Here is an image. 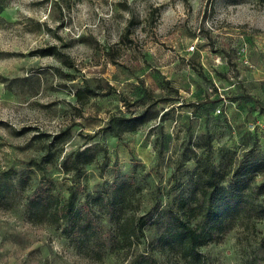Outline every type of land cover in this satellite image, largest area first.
I'll list each match as a JSON object with an SVG mask.
<instances>
[{
    "label": "clouds",
    "instance_id": "obj_1",
    "mask_svg": "<svg viewBox=\"0 0 264 264\" xmlns=\"http://www.w3.org/2000/svg\"><path fill=\"white\" fill-rule=\"evenodd\" d=\"M65 2L73 16L82 6L80 0ZM123 3L128 7L120 13L121 27L144 18L140 9L146 14L149 6L168 0ZM29 4L19 0L18 11ZM175 7L187 13L197 39L221 41L223 51L211 59L221 70L230 67L232 91L219 94L243 100L251 95L264 112V0H178ZM57 23L50 21L48 32L47 26L23 19L26 32L40 35L42 48L27 58L19 51L32 41L0 26L7 29L5 36L18 35L15 51L12 41L0 48L5 67L0 75V264H264V224L256 231L250 219H264V119L254 122L249 116L245 122L227 101L223 115L202 119L213 109L221 112L219 101L201 103L199 93L194 97L189 90L195 85L173 77L171 66L156 78L144 73L137 79L139 74L117 69L101 79V73L87 70L105 62L89 38L92 33L81 27L57 30ZM36 57L49 58L52 67L28 68ZM9 63L18 72L9 74ZM69 70L73 75H64ZM208 95L217 93L209 87L205 99ZM212 180L224 187L242 185L237 207L246 205L239 216L243 221L233 227L235 219L220 238L199 227L214 226L207 211L212 188L205 183ZM89 201L103 202L114 221L100 219L105 231L111 230L103 252L91 237L71 238L64 223L70 206L87 207ZM160 220L186 228L165 231ZM43 225L51 231L41 241V255L32 252L35 242L28 237ZM188 230L192 235H180Z\"/></svg>",
    "mask_w": 264,
    "mask_h": 264
},
{
    "label": "rangeland",
    "instance_id": "obj_2",
    "mask_svg": "<svg viewBox=\"0 0 264 264\" xmlns=\"http://www.w3.org/2000/svg\"><path fill=\"white\" fill-rule=\"evenodd\" d=\"M48 2L49 0H30V4L24 8V11L19 12L17 9L19 0H0V5L3 6L0 11V26L8 25L19 32H24V38L32 41V46L29 49H20L19 54L22 57L27 58L32 51L42 50L38 46L40 35L26 32L27 26L22 27L23 19L47 26L48 32L52 31L49 22L58 21L57 30L60 28L81 27L85 32L90 31L92 33L89 38L95 41L96 51L103 54L105 62L103 67L93 64L87 70L101 73V79H107L117 69L130 75L139 74L137 79L144 73H149L153 78H156L163 76L171 66L170 70L173 77L190 80L195 85L194 90H189H192L194 97L199 93L201 103L208 106L219 101L216 106L221 109V112L217 114L213 109L212 113H205L202 119L211 116L215 120L223 115L225 101L228 102L227 107L229 108L235 104L236 108L240 110L238 118H242L245 122H247L249 116L252 117L254 122L264 119V112L257 110L256 101L251 95L247 100H243L239 97L219 94L221 89H224L225 92L232 91L228 80L230 67L226 66L225 70H221L218 62L211 59L223 51V48L219 47L221 41L213 39L202 42V37L197 39V34L186 19L187 13L182 8L175 7L178 0H168V3H159L155 7L149 6L150 10L146 14L143 9H140L138 16L144 18L130 20L123 27H121L123 17L120 13L127 10L128 7L123 3V0H111L113 5L111 9L108 8L110 0H80L82 6L77 9L75 16L71 14V6L65 0H53L51 8H46L45 5ZM179 2H183V0H179ZM61 4L64 7H61ZM88 4H94L95 9L90 10ZM169 4L174 6L169 7ZM101 5H103V9H101ZM194 8L195 5H192L188 11H192ZM53 12L56 13L55 16H53ZM66 13L67 19H65ZM233 22H238V18H234ZM141 24L145 26L140 27ZM5 31L7 29L0 31V48H4L6 43L12 41V50L15 51V41L18 40L17 32L5 36ZM98 33H102L99 38ZM84 38V35L81 34L80 39ZM231 39V37L224 38L225 41ZM232 51H235V49ZM80 54H83V50ZM37 66L52 67V64L47 57H36L32 64L27 65L28 68ZM6 70L11 74L18 72L19 69L16 64L9 63ZM4 71V64L0 62V75H3ZM76 71H84V69H76ZM64 75L71 76L73 72L69 70ZM236 75H239V72ZM89 79H95V77L90 76ZM167 83L172 84L173 81L167 80ZM63 87L66 88L67 85ZM209 87L217 95H208L205 99ZM176 91H179V89H176ZM51 94L54 96L64 95L63 92H52ZM51 102L67 103V101L60 100ZM259 127L260 124L257 123V128ZM45 134L41 133V135ZM211 182L213 187H211L212 194L209 199L212 200V207H215L218 211L225 209L226 205L231 208L219 214L220 219L214 228L211 229V226L207 224H201L200 226L210 231L212 237L220 238L223 236L224 231L230 229L235 219L236 222L233 227L243 221L244 217L239 216L245 210L246 205L242 204L237 207L242 198V185L224 187L220 186L215 180ZM260 182L261 178L258 177L256 183L259 184ZM197 198L199 199V194ZM72 207L75 211L74 215L69 219H64L71 238L79 240L84 237H91L93 246L103 252L110 242L111 230L105 231L100 219L102 216H107L110 222L114 223L110 209L103 202L94 205L91 201H89L87 207H81L77 204H73ZM256 211L259 212V209ZM250 219L254 221L253 227L255 230L261 231L264 219L257 217H251ZM158 223L161 229L165 231L169 229V224H165L162 220ZM50 231L48 225H43L29 233L28 239L35 242L32 252L43 255L45 246L41 241L47 239ZM29 255H31V252ZM208 264H214V262L209 261Z\"/></svg>",
    "mask_w": 264,
    "mask_h": 264
},
{
    "label": "trees",
    "instance_id": "obj_3",
    "mask_svg": "<svg viewBox=\"0 0 264 264\" xmlns=\"http://www.w3.org/2000/svg\"><path fill=\"white\" fill-rule=\"evenodd\" d=\"M2 5H0V11L2 10ZM207 186L208 187H213L212 182H207ZM217 191V189H216ZM231 207L229 205H226L225 209H221L220 211H218L215 207H212V200L209 199L207 201V211L209 214V219L213 221L214 226L217 224L218 220L217 217H219V214H222L224 211H226L227 209H230ZM74 208L72 206H70L69 208V214H67L65 216L64 219H69L71 216L74 215L75 211L73 210ZM214 226H211L210 228H214ZM175 227L176 229H185L186 226L184 224L179 223L178 221L174 222L173 224H169V229ZM200 228H202L205 232L209 233V236L212 237V234L210 233V231L206 230L204 227L199 226ZM168 229V230H169ZM192 235V232L190 230H188L186 233H180V235Z\"/></svg>",
    "mask_w": 264,
    "mask_h": 264
}]
</instances>
